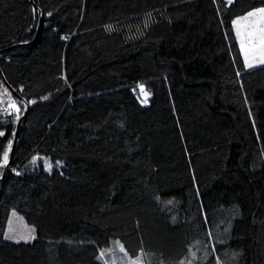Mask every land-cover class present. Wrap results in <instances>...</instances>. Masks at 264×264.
Segmentation results:
<instances>
[{
  "label": "trees",
  "instance_id": "trees-1",
  "mask_svg": "<svg viewBox=\"0 0 264 264\" xmlns=\"http://www.w3.org/2000/svg\"><path fill=\"white\" fill-rule=\"evenodd\" d=\"M263 6L0 0L20 109L0 111V161L29 106L0 167V264H106L116 240L145 264H264V63L232 23ZM15 210L35 239L5 237Z\"/></svg>",
  "mask_w": 264,
  "mask_h": 264
},
{
  "label": "rangeland",
  "instance_id": "rangeland-1",
  "mask_svg": "<svg viewBox=\"0 0 264 264\" xmlns=\"http://www.w3.org/2000/svg\"><path fill=\"white\" fill-rule=\"evenodd\" d=\"M259 8H262V7H259ZM255 9H257V8H255ZM253 10H251V11H253ZM246 14H243V15L236 17L235 20H237L240 17L245 16ZM252 19H254V18H251V17L249 18V20H252ZM243 23L244 22L241 21V24H243ZM261 26H264V25H261ZM243 55L245 58L244 52H243ZM260 59H261V57L259 55L253 57L250 54L247 58V63L252 64L253 66L258 65V64H262L259 62ZM8 93H9L8 91H7V93H5L4 90H2L0 92V100L3 101V103H0V111L1 112L2 111H5V112L9 111L10 112L11 110L12 111L15 110L14 108L9 106L11 101H15V100L12 98L11 95L9 96ZM34 158H36L35 163L41 161L45 165V162L47 161V162L51 163L52 166L54 164V161L49 156L34 154L32 157V160ZM61 164H62V162H59V165H61ZM32 229H34V227H32L25 220L24 216L21 213H19L15 210L12 212V214L9 218L5 237L7 239H9L8 237L11 236L13 238L9 239V240H13V241H24L21 239L22 236L27 237V236H29V234L34 236L35 231L32 232L31 231ZM121 246H122V248H121ZM102 253H103L102 258L106 264H145L146 263V259H145V256L143 253H141L138 256H134V255L130 254V252L126 249L125 245L121 241H117V240L114 241L110 247L104 248L102 250Z\"/></svg>",
  "mask_w": 264,
  "mask_h": 264
},
{
  "label": "snow or ice",
  "instance_id": "snow-or-ice-1",
  "mask_svg": "<svg viewBox=\"0 0 264 264\" xmlns=\"http://www.w3.org/2000/svg\"><path fill=\"white\" fill-rule=\"evenodd\" d=\"M228 4L232 3V0H226ZM35 11V10H34ZM51 15V13H49ZM254 18L252 20H249V18ZM241 21L244 23L241 24ZM235 30H236V37L239 39L240 48L245 54V60L247 67H252V64L247 63V58L251 54L253 57L259 55L261 57L260 63H264V7L254 9L253 11L248 12L245 16L238 18L237 20L232 21ZM139 90L141 95L145 98L144 101L146 102L147 97L150 95V93L146 92L143 85H139ZM5 93H7V89L4 90ZM10 96V93H8ZM48 97H43L42 99H47ZM0 103H3L2 100H0ZM31 103H35V101H32ZM10 107L14 108L17 112L20 111L19 107H17V104L15 101H11ZM19 119V116L17 115V120ZM5 135L4 132L0 131V136ZM14 135V133H13ZM12 147V141L9 140L7 148L3 151L2 161H0V167H4L8 163L9 159V150ZM36 158L33 159V163H35ZM46 170L51 172L52 170V164L49 162H45ZM19 175V173H17ZM32 232L35 230L32 229ZM9 239H12L13 237H8ZM22 240L25 242H28L31 239H35L34 236L29 234V236L21 237ZM19 242V241H17ZM122 248V246H121ZM103 255V253H102Z\"/></svg>",
  "mask_w": 264,
  "mask_h": 264
},
{
  "label": "water",
  "instance_id": "water-1",
  "mask_svg": "<svg viewBox=\"0 0 264 264\" xmlns=\"http://www.w3.org/2000/svg\"><path fill=\"white\" fill-rule=\"evenodd\" d=\"M41 26V23H40ZM0 71L2 72L1 66H0ZM4 81L7 84V86L10 88V90L17 96L21 97V95L19 94V92L17 90H15V88L7 81V79L4 77ZM29 111V106L27 107L26 112L19 118L18 122H17V126H16V131H15V137H14V141H13V146H12V151H11V158L9 160V162L7 163L6 167H5V171L4 174L6 173L7 169L10 168L11 166V160L18 142V138H19V133H20V128L23 122V119L25 118V116L27 115Z\"/></svg>",
  "mask_w": 264,
  "mask_h": 264
},
{
  "label": "built area",
  "instance_id": "built-area-1",
  "mask_svg": "<svg viewBox=\"0 0 264 264\" xmlns=\"http://www.w3.org/2000/svg\"><path fill=\"white\" fill-rule=\"evenodd\" d=\"M139 85H142V84H139ZM138 85V86H139ZM136 87V88H134V93L138 96V98L140 99V101L142 102V101H144L145 100V98L141 95V93H140V90H139V87ZM144 86V85H143ZM144 89H145V91L146 92H148V93H150L148 90H147V88L144 86ZM151 96H152V94L150 93V95L147 97V99H146V102H142V104H144V105H147V104H149L150 103V101H151Z\"/></svg>",
  "mask_w": 264,
  "mask_h": 264
}]
</instances>
